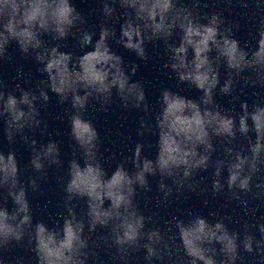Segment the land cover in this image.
I'll use <instances>...</instances> for the list:
<instances>
[{
  "label": "clouds",
  "instance_id": "1",
  "mask_svg": "<svg viewBox=\"0 0 264 264\" xmlns=\"http://www.w3.org/2000/svg\"><path fill=\"white\" fill-rule=\"evenodd\" d=\"M99 12L107 21L99 25V41L97 49L103 46L105 59L113 60L119 66L115 77L109 83L105 76L98 72H91L86 76L80 75L77 69L80 63L73 59V53L61 51L59 45L51 48L46 46L43 36H48L54 41L66 40L69 36L78 39V47L84 49L92 44L95 32L84 27L86 18L71 3V0H0V61L11 59L8 47L15 43L21 54L28 56L33 54V59L42 68L38 69L46 74L47 81H39L34 87L36 92L24 89L20 84L16 85L19 96L15 91H5L7 85L0 80V120L4 124V137L9 144L15 142L19 135L35 153L37 141H29L24 130L35 132L40 128L42 120L41 112L37 108V102L43 101L46 107L50 101L48 91L59 97V103L69 102L71 97V113L67 115L71 122V133L77 145L85 155H91L95 161L94 168L102 173L104 178L113 174H121L128 177L125 189L129 198L127 203L132 204L137 194V187L144 192L151 191L148 177H159L157 187L163 193V198L172 196L173 189L166 183L171 180L177 192L187 186L191 191L193 185L189 183L201 171H207L214 167L216 179L212 182L213 198L224 190L225 184L220 177L222 170L227 169V190L233 200H240L241 193L252 192L253 187L264 190V125L256 120V116L264 113V107L253 103L251 120L254 124L255 142L248 140L245 147L236 149L232 147L236 140L237 130L245 138L248 137L249 118L248 102L241 101L242 115L239 117L238 129L235 118L219 110L215 105L214 91L220 84L219 68L224 66L228 70L219 91L224 96L233 93V83L236 76L245 71L253 75V84L264 85V20L261 21V30L257 33L255 45L235 38L234 30L238 31L237 24L225 26V20L219 12L211 15L204 13L202 16L194 12L199 7L198 0L191 7L184 5L181 0H98ZM230 3L231 0H228ZM247 7V4L244 5ZM118 8L122 9V22L119 26V35L115 28L109 26V22L116 18ZM173 37H177L178 44L172 43ZM124 49L132 51L140 60H148L146 44L163 41L169 55L164 67L175 74L181 83H188L202 93L199 101L183 97L170 90H163L160 103L161 110L154 117L157 139L163 137L168 144L162 152H158L155 160H141L143 144L137 143L134 149L133 168L129 172L121 163L109 176L97 159L100 136L89 120H85L79 110H87L90 102L99 105L101 112L107 113L113 103V97H117L122 108L127 110L141 108L147 115L149 105L146 103L144 86L138 82H131V76L137 71L136 65L126 67L120 55L112 51L109 39ZM194 41H199L193 46ZM226 49V51H225ZM191 51L192 58H188ZM178 53L184 54V63L192 64L197 70L195 76L186 74V71L178 70L176 63ZM94 59L92 52H85L79 61ZM71 65V67H69ZM54 69L59 70V85L56 83ZM71 75L75 76V91L65 85ZM43 85V87L41 86ZM128 86L127 93L125 91ZM89 88L94 93L88 91ZM115 89V91H113ZM135 90V91H133ZM83 93V96L81 95ZM107 93V95H105ZM90 98V99H89ZM68 112V109L65 110ZM215 112L218 120H205V117ZM141 128L151 131L153 125L144 118L140 121ZM42 130L41 134H43ZM138 135L144 133L139 131ZM220 139L224 146V155L227 160L212 161V153L216 150L214 139ZM43 147V146H41ZM59 149L54 142H49L44 150V159L49 160V166L59 164ZM7 159L12 163L11 169H0V190L6 193V200L0 203V250H7L11 245L22 246L27 241L30 251L35 255V264H88L91 257L95 256V241L92 234L98 227L107 229L106 235L99 237L107 243L108 247L115 246L121 264H128L130 254L140 250L145 252L146 264L156 260H162L165 255L171 257L176 254L178 264H236L238 249L242 247L245 252L252 253L255 243L257 248L264 251V223L258 225L261 238L256 240L250 233V226L244 224L243 237L239 231H230L224 220L219 219L218 213H211L218 218L214 224L215 231L205 233L207 218L200 215L175 219V228L178 232L179 244H176L172 227L169 226L167 236L159 227L149 228L151 217L138 213L135 223L121 221L117 226L109 220L99 218V214L92 216L87 211V224L83 218L77 219L72 207H68L69 218L76 221V228L68 226L69 218L62 221V226H43L39 232L34 227L31 214V206L26 196L21 205V194L26 193L27 188L38 191L37 179L44 176L29 178L27 185L20 180V170L16 162L15 151H9L7 155L0 152V159ZM39 155H34L30 163L35 171L44 169V164ZM92 168L93 165H85ZM261 176V180L253 184L254 177ZM134 177V179H133ZM67 193L66 203L73 198H80L75 181H69L65 186ZM255 195V194H254ZM125 197L121 196L117 204ZM7 200H11L13 208L7 207ZM209 201L205 200L207 206ZM244 203H247L246 201ZM126 211L122 209L121 212ZM230 219V217L225 218ZM192 220L198 223L196 243L189 238L188 225ZM264 221V216L260 217ZM42 225L43 222H35ZM87 226L88 232L84 229ZM50 233V238L57 239V250L54 252L50 243H46L41 235ZM59 232V236H57ZM219 233V234H217ZM90 242L92 248L90 249ZM175 245V247H173ZM211 245V247H207ZM182 252V254H181ZM2 264V262H0Z\"/></svg>",
  "mask_w": 264,
  "mask_h": 264
}]
</instances>
